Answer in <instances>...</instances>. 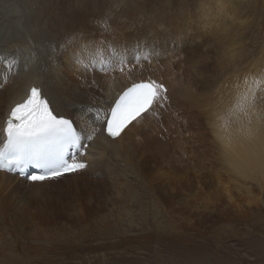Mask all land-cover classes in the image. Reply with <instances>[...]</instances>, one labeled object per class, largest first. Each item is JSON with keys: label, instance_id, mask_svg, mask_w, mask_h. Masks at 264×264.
Masks as SVG:
<instances>
[{"label": "bare ground", "instance_id": "6f19581e", "mask_svg": "<svg viewBox=\"0 0 264 264\" xmlns=\"http://www.w3.org/2000/svg\"><path fill=\"white\" fill-rule=\"evenodd\" d=\"M116 2L0 0V128L9 107L40 84L57 113L73 117L84 137L94 136L83 170L61 180L31 183L0 172V264L144 261L140 253L160 252V245L182 253L183 239L194 238L174 215L184 204L170 199V217L162 201L141 197L146 171L159 189L170 178L161 168L151 171L143 168L147 163H137L141 147L148 160L172 149L173 160L181 162L177 148L194 154L212 137L225 171L256 182L264 195V104L259 100L264 84L258 86L264 75L234 73L243 69L247 53L238 26L230 23L243 15L246 0H198L194 9L180 4V11L164 9L166 1L161 7L145 5V16L141 7L125 12L114 7ZM139 81L165 84L168 90L111 140L96 122L98 110L100 115L122 89ZM140 181L144 184L134 185ZM239 188L249 199H259L247 184ZM189 199L186 206L196 202ZM227 199L235 203L232 195ZM239 217L255 221L247 213ZM194 240L184 264L201 263L191 261L198 252Z\"/></svg>", "mask_w": 264, "mask_h": 264}, {"label": "rangeland", "instance_id": "374dc122", "mask_svg": "<svg viewBox=\"0 0 264 264\" xmlns=\"http://www.w3.org/2000/svg\"><path fill=\"white\" fill-rule=\"evenodd\" d=\"M166 1H169V5L164 7L163 5L167 4L165 3ZM180 1L183 0H117L114 7L125 12L129 8L141 7L140 11L145 10L140 15L145 16L147 14L146 11L152 8L154 3L158 7L163 6L167 10L171 6L170 8L180 11L177 8L180 4L182 5L181 7L188 6L194 9L195 6L193 5H196L198 2V0H187L189 2L184 3ZM84 4H81V9H83ZM76 5L80 7L79 1ZM145 5L149 8H146ZM135 12L137 13L138 10L133 11L134 14H136ZM243 12V15L237 16L239 24L235 22V19H232L233 21L230 23H235L238 26L245 45L244 51L247 53L244 55L243 69L235 70L234 73L238 74L242 71L246 76H254L257 74V71H261L264 75V70H262L264 68L261 69V66H264V0H246ZM253 71L256 72L254 73ZM248 84L250 85L251 83L249 82ZM259 84H264V82L258 83V86ZM259 95L261 96L259 99L261 100V104H264V93H262V90H260ZM212 145L217 146L213 138L210 137L199 146L197 151H193L194 154L189 148H177L176 152L183 157L181 162L173 160L175 154L172 149H166L165 151H168V154L162 158L158 155H150L152 159L148 160L147 149L141 147L136 154L138 164L143 165L147 163L143 166L144 169H151L152 171L158 167L170 175L169 180L165 181L163 189H159L157 188L159 182L146 171L145 173L148 175L145 173L144 175L149 176L150 179L147 178L145 186L139 187L143 188L141 197L151 195L154 199L162 201V205L169 212L170 217L174 212L171 209L173 204L170 202V199H180L183 202L184 206L181 207V210L179 209L175 212L174 215L177 218H182L183 223L181 225L183 231L194 235V238L192 237L193 239L190 240L195 239V246L198 252H196L197 255L195 257L193 256L194 260L191 261L201 262L200 264H264V195L260 192L262 191L261 187L256 182H246L241 178L238 180L226 172L225 163L220 159H216L218 157V147L213 148ZM143 184L142 181L134 183V185L140 186ZM189 184H193L194 189L191 190ZM243 184H247L252 189V194L258 196L257 198L260 200H251V195H249V199L248 194L239 188ZM145 187H149L152 193L149 194ZM211 189L216 191L213 193L215 195H212L215 199L210 197L212 194ZM226 193L233 196L235 199L234 204L227 199ZM216 194L224 195L222 196L223 200L216 199ZM189 197H191V200L195 197L194 201L196 202L193 204L190 202L192 205L186 206L185 203L189 202ZM221 201L222 203H220ZM159 206L161 207V205ZM129 209L132 210V206H129ZM135 209L136 207H134ZM246 213L250 216H255V221L252 222L253 219L246 220L239 217L245 216ZM219 214L223 215L220 216ZM135 216L138 219L140 215H137L135 212ZM164 216L167 221V214L165 213ZM185 224L186 226H184ZM128 234L132 233L128 232ZM116 236L118 235L112 234L111 238ZM189 238L183 239L185 242L180 246L183 252L178 253L179 255H176L167 246L160 245L161 247H158L160 252H156L153 249L140 253V258L144 259V261L132 260L121 262L116 260L110 262V264H184L188 257L191 256L189 255L190 250L187 249L191 244L190 240H188ZM201 252H206L207 255L203 256Z\"/></svg>", "mask_w": 264, "mask_h": 264}, {"label": "snow or ice", "instance_id": "6c2138e0", "mask_svg": "<svg viewBox=\"0 0 264 264\" xmlns=\"http://www.w3.org/2000/svg\"><path fill=\"white\" fill-rule=\"evenodd\" d=\"M163 90V85L154 82L134 84L127 89L110 109L111 118L107 119L109 135L118 136L127 123L147 112L161 99L159 93ZM96 122H104L99 110ZM6 124L7 142L0 148V169L11 171L15 168L23 174L25 168L34 165L43 174L28 178L37 181L85 167L75 160L76 155H82L81 134L74 129L71 120L59 113L54 114L50 100L41 94L40 88L33 87L28 98L12 109ZM86 138L91 140L92 137Z\"/></svg>", "mask_w": 264, "mask_h": 264}]
</instances>
